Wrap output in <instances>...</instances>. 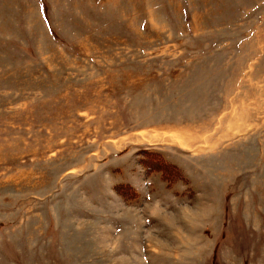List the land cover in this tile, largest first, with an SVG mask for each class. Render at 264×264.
Instances as JSON below:
<instances>
[{"label":"rangeland","instance_id":"obj_1","mask_svg":"<svg viewBox=\"0 0 264 264\" xmlns=\"http://www.w3.org/2000/svg\"><path fill=\"white\" fill-rule=\"evenodd\" d=\"M0 264H264V0H0Z\"/></svg>","mask_w":264,"mask_h":264}]
</instances>
